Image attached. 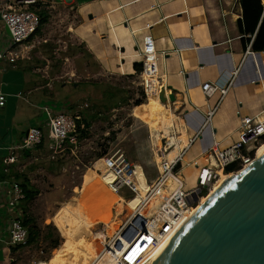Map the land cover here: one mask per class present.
Returning <instances> with one entry per match:
<instances>
[{"label": "rangeland", "instance_id": "obj_1", "mask_svg": "<svg viewBox=\"0 0 264 264\" xmlns=\"http://www.w3.org/2000/svg\"><path fill=\"white\" fill-rule=\"evenodd\" d=\"M94 1L98 0H91ZM97 6L93 4L90 9L83 5L82 12L93 10L97 13ZM77 10L76 0H42V12L47 15V23L31 41L34 49L29 59H19L23 61L17 64V67L29 70L26 79L32 85L29 88L37 91L33 93L35 97L26 93V99L14 104L9 112L0 109L3 110L0 111V130H5L6 120L11 122L15 118V125L21 132L28 127H42L47 142L49 130L42 122L44 115L38 99L60 102L65 114L70 110L69 104L73 111H83L96 118L91 119L87 136L77 148H72V152L65 149L54 153L50 148H39L30 151L26 157L21 152H15L17 162L11 171H23L38 192L35 199L25 206V215L34 221L38 236L33 243L24 247L0 250V264L69 262L79 255H88L93 230L106 224L113 232L131 212L118 198L128 200L126 203H132L131 206L137 204L129 193L119 196L111 194L98 180L94 167L100 166L104 157L120 150L129 161L142 166L148 181L154 180L157 171L148 130L140 120L134 118V114L139 116L145 110L148 120H152L154 115L161 117L165 113L167 107L163 105H169V109L171 106L174 115H178L176 110H180L172 103L163 104L158 88L151 95L146 93L142 77L154 61L146 62L143 72L129 76L133 73L131 64L142 58L131 49L132 43L115 28L109 31V39L118 49L125 50L118 56L125 63L120 66L121 75L103 67L84 47L86 37L80 29L87 24L83 30L90 32L95 24H88L86 15L82 20ZM0 33L3 38L5 32L1 22ZM140 64L143 66V63ZM153 72L146 76L156 78ZM6 80L9 85L16 83L9 77ZM160 88L162 90L163 87ZM111 93L113 98L110 99ZM262 147L258 155L264 150ZM3 153L0 149V156ZM90 176L96 180L86 181ZM181 176L186 190L195 187V169L187 168L181 172ZM71 208L91 216L80 219L72 215ZM13 217L16 218L14 213Z\"/></svg>", "mask_w": 264, "mask_h": 264}, {"label": "crops", "instance_id": "obj_2", "mask_svg": "<svg viewBox=\"0 0 264 264\" xmlns=\"http://www.w3.org/2000/svg\"><path fill=\"white\" fill-rule=\"evenodd\" d=\"M261 1L264 4V0ZM76 2L77 14L82 20L86 15L88 24H95L91 28L94 33L92 30L90 32L83 30L87 24L85 27H80L81 33L86 37L84 47L89 49L87 51L91 52L103 67L112 70V73L120 74V66L125 62L118 56L125 53V50L118 49L111 43L109 31H113V28L119 30L132 43L131 49L136 53L145 47L146 38L151 37L155 55L152 67L156 78H150L155 81L157 88L158 79L162 83V90H167L166 87L171 88L176 102L172 104L180 109L177 113L183 120L186 131L191 135H198L183 158L182 171L193 168L194 161L201 164V156L212 147L224 150L238 139L237 113L239 116L252 117L264 111V51H250V45L244 47L241 42L242 35L238 29V20L242 17L240 0H98L94 2L76 0ZM93 4H98L99 13L93 10L82 12L83 5L90 8ZM97 21L99 24L96 25ZM8 42L9 37L6 33L3 38L0 33V50L6 48ZM112 55L114 57H111ZM142 59L131 64L133 73L129 76L136 72L134 64H139ZM20 61L23 60H18L13 65L6 61L0 62L2 71L0 92L6 96L4 109L8 112L18 101L26 99V93L35 97L33 93L37 91L29 88L31 83L26 80L30 72L17 67ZM236 68L238 72L232 87L220 102L219 94L210 98L204 97L200 89L202 84L224 83L228 74ZM9 70L11 72L7 73ZM6 77L16 81L14 86L8 84ZM37 103L41 108L48 107L55 114H65L60 102H44L38 99ZM163 106L167 107L164 114H170L171 106L170 109L169 105ZM210 108L215 111L206 123L205 114ZM13 116L14 114L12 118ZM134 118L140 120L149 130V120L145 110L139 116L134 114ZM42 122L46 127L45 115ZM4 125H6L5 130H0V149L4 152L0 160L7 155L4 149L21 144L22 138L31 128H26L24 132L19 131L15 125V118L11 119V122L6 120ZM40 129L43 130L42 127ZM47 137L43 147L45 149L50 148V133ZM262 148L264 149V146ZM94 169L96 172L105 173L104 161L102 160V164ZM144 172L142 166L138 165L136 172L138 180L147 184L155 181L154 179L149 182ZM104 177L105 174L102 178ZM88 179L96 180L93 176L86 181ZM6 188V184L0 182L1 251H6L4 249L6 247L4 242L7 240L6 227L8 221L13 218V212L10 213L5 205ZM75 211L82 214L83 218H87L88 214L85 216L82 212Z\"/></svg>", "mask_w": 264, "mask_h": 264}, {"label": "built area", "instance_id": "obj_3", "mask_svg": "<svg viewBox=\"0 0 264 264\" xmlns=\"http://www.w3.org/2000/svg\"><path fill=\"white\" fill-rule=\"evenodd\" d=\"M42 12V0H0V21L9 32L8 46L0 50V62L6 61L13 65L19 59H29V54L34 49L30 44V38L36 37L35 33L40 25L39 13ZM143 63L142 72L146 62L154 61V49L151 37L145 40V47L137 52ZM153 58V60H152ZM0 69V73H1ZM238 69L228 74L224 83L206 82L201 85V92L205 98L219 94V102L231 89ZM158 81H160L158 79ZM159 84V82H158ZM162 83L157 92L161 91ZM6 106V96L0 92V109ZM215 109H209L205 114L206 123L212 118ZM41 112L46 118V127L50 133V148L56 153L72 148H77L82 133L88 132V127L83 122L80 114H55L48 107L43 106ZM177 113V110H176ZM237 129L238 139L224 150L215 146L207 150L201 156V164L194 161L192 166L196 170V185L190 190L185 189V183L181 176L183 170V158L198 135H191L186 131L183 120L181 130L184 131L182 139L181 131L176 126L161 133L159 148H152L153 156L159 157V162H154L157 175L155 181L149 185L146 199H142L134 210L120 222L115 231L103 224L92 232V243L95 253L90 264H153L162 253V247L167 245L178 234L195 210L211 196L221 175L231 177L247 168L257 157V152L264 141V111L249 117L239 116ZM44 139L42 130L31 127L27 130L16 147H7V152L2 158L4 172L17 161L15 152H23L39 146ZM105 166V188L113 195L129 193L132 197L136 194L137 164L129 161L120 150L109 154L102 159ZM231 168L229 172L227 169ZM101 175V172H97ZM145 173V172H144ZM6 184L5 205L14 213L6 227L7 240L4 245L9 248L24 247L27 243L28 231L22 226L19 218L21 211L19 205L24 200V193L18 184L3 182ZM165 192L166 199L162 201L155 214L149 219L140 214L147 199L159 196ZM164 193V194H165ZM131 197V198H132ZM130 198V199H131ZM128 201V200H127ZM124 201V202H127ZM126 205V204H125ZM143 221L141 227L135 219ZM45 264H62L50 261Z\"/></svg>", "mask_w": 264, "mask_h": 264}, {"label": "water", "instance_id": "obj_4", "mask_svg": "<svg viewBox=\"0 0 264 264\" xmlns=\"http://www.w3.org/2000/svg\"><path fill=\"white\" fill-rule=\"evenodd\" d=\"M166 88L163 104L175 101ZM153 264H264V152L199 205Z\"/></svg>", "mask_w": 264, "mask_h": 264}, {"label": "trees", "instance_id": "obj_5", "mask_svg": "<svg viewBox=\"0 0 264 264\" xmlns=\"http://www.w3.org/2000/svg\"><path fill=\"white\" fill-rule=\"evenodd\" d=\"M240 6L242 9V17L238 20V29L240 34L242 35L241 42L243 46L250 45V51L253 52H262L264 51V4L261 0H240ZM40 25L35 33V35L39 34L41 27H43L47 23V15L45 12L39 13ZM33 36L30 38V40ZM134 69L136 72H142V64H134ZM26 71H29L26 69ZM110 99L113 98V94L109 95ZM124 101V99H122ZM61 104V103H60ZM118 105V104H117ZM68 115L80 114L83 118V122L87 127L90 126L91 119H95L96 116H91L86 114L83 111H73L68 104ZM87 133H82L80 139L85 138ZM46 141L43 139L41 144L36 148H43ZM264 144V143H263ZM36 148L28 149L23 151V156H27L30 154V151L35 150ZM36 149V150H37ZM51 149V148H50ZM0 182H12L18 184L24 193V200L19 205V210L21 211L20 222L23 227H25L28 231L27 243L29 245L35 241L36 236H38V228L34 224V221L31 220L28 216L25 215V206L29 202H31L38 195L36 189H34L29 180L26 178V175L23 171L21 172H12V167L8 169V171L4 172V166L2 164V159L0 160ZM231 168L227 169V172L230 171ZM21 248V246L15 247L13 249Z\"/></svg>", "mask_w": 264, "mask_h": 264}, {"label": "bare ground", "instance_id": "obj_6", "mask_svg": "<svg viewBox=\"0 0 264 264\" xmlns=\"http://www.w3.org/2000/svg\"><path fill=\"white\" fill-rule=\"evenodd\" d=\"M152 70H153V68H152V65L150 64V66H148L146 68L144 76L142 77L143 86L145 88V91L147 94H150V95L152 93H155L156 89H157L156 85H154L151 78L146 76L147 74L151 75V73L153 72ZM169 94H171V91L165 90V95L167 96ZM173 103H176V102H173ZM152 110H155V108L152 107ZM172 125L176 126V128L179 131H181V134H182L181 137L183 139L185 134H184V131L181 130L182 123L173 114L172 110H170V114H167V115L164 114L161 117L159 115H155L153 118V123H152V120L149 121V124H148L149 136L148 137H149V142H150V145L152 148H159L161 146V144H160L161 133L162 132L166 133L167 129H170L172 127ZM263 143H264V141L262 142V144ZM262 144L260 145L258 152H259L260 148L262 147ZM258 152H257V156H260L261 154H263L264 150L259 155H258ZM155 162H157V163L159 162V157L157 154H155ZM104 170H105V166H104ZM94 173L103 186L104 182L106 181V180L104 181L102 178L104 173H101V175H100L95 171V169H94ZM229 178L230 177H227L225 175H221L219 178V181L217 182V184L215 186L214 192L218 188H220L225 182H227V180ZM149 185L150 184H147L143 181L138 180V183L136 184V194H134V200L137 201V204H135L133 206H131L132 203H126V202H124L123 199L118 198V197L117 198L121 201L122 204H126L125 206L128 209L134 210L136 212L137 211L136 208H137V205L139 204V202L142 201L143 198L146 199V193L149 190ZM100 191L104 193V189H101ZM164 193L165 192L161 193L159 196L155 195V196L147 199V202L144 205V207L139 209L140 214L143 215L146 218V220H149L155 214V212L159 208L162 201L166 199L167 194L166 193L164 194ZM70 210L72 211V215H76L80 219L83 218V215L80 214L79 212H77L73 209H70ZM66 245H67V243H65V246ZM167 246H168L167 243L164 244L161 250L163 251ZM94 253H95L94 245L92 243V240L90 239L89 254L88 255H86V256L79 255V256H77V258H73L69 262H61V263L62 264H90L92 262V260L94 259ZM55 262H59V261H55Z\"/></svg>", "mask_w": 264, "mask_h": 264}]
</instances>
